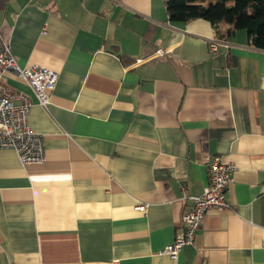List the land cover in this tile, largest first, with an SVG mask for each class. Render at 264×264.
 I'll list each match as a JSON object with an SVG mask.
<instances>
[{"label":"crops","instance_id":"1","mask_svg":"<svg viewBox=\"0 0 264 264\" xmlns=\"http://www.w3.org/2000/svg\"><path fill=\"white\" fill-rule=\"evenodd\" d=\"M165 1L0 0L19 68L58 75L46 107L3 79L31 102L45 161L0 150V264H264V50L220 40L225 23H172ZM214 157L237 166L229 208L171 259Z\"/></svg>","mask_w":264,"mask_h":264},{"label":"built area","instance_id":"2","mask_svg":"<svg viewBox=\"0 0 264 264\" xmlns=\"http://www.w3.org/2000/svg\"><path fill=\"white\" fill-rule=\"evenodd\" d=\"M219 43L228 47L226 41L212 40L208 45L209 51L216 52ZM8 73L25 82L33 91L38 104L43 107L49 103V94L55 88L58 75L37 65L19 68L0 30V150L14 151L22 165H40L45 161L44 144L42 137L33 132L28 123L32 104L27 97L4 83L3 79ZM236 170L237 166L234 163L223 162L219 157H214L208 163V184L198 196L183 194V199L189 201L190 205L182 215V230L174 241L164 248L162 254L175 259L184 247L193 245L209 210L229 208L225 192ZM146 209V204H140L135 208L138 212H145Z\"/></svg>","mask_w":264,"mask_h":264},{"label":"trees","instance_id":"3","mask_svg":"<svg viewBox=\"0 0 264 264\" xmlns=\"http://www.w3.org/2000/svg\"><path fill=\"white\" fill-rule=\"evenodd\" d=\"M165 8L172 23L203 20L214 29L225 23L227 31L220 40L245 31L249 44L264 50V0H166Z\"/></svg>","mask_w":264,"mask_h":264}]
</instances>
